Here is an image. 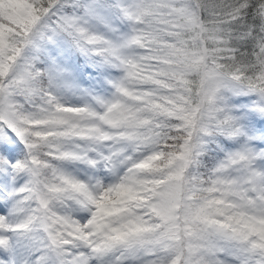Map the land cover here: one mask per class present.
<instances>
[{"label": "snow or ice", "instance_id": "snow-or-ice-1", "mask_svg": "<svg viewBox=\"0 0 264 264\" xmlns=\"http://www.w3.org/2000/svg\"><path fill=\"white\" fill-rule=\"evenodd\" d=\"M0 264H264V0H0Z\"/></svg>", "mask_w": 264, "mask_h": 264}]
</instances>
